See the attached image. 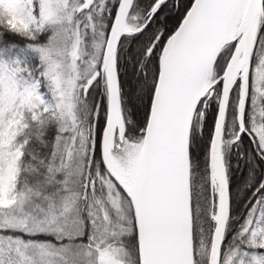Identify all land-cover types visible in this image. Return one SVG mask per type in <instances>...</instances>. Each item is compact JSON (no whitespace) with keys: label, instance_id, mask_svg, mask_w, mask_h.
<instances>
[{"label":"snow or ice","instance_id":"snow-or-ice-1","mask_svg":"<svg viewBox=\"0 0 264 264\" xmlns=\"http://www.w3.org/2000/svg\"><path fill=\"white\" fill-rule=\"evenodd\" d=\"M0 264H264V0H0Z\"/></svg>","mask_w":264,"mask_h":264}]
</instances>
